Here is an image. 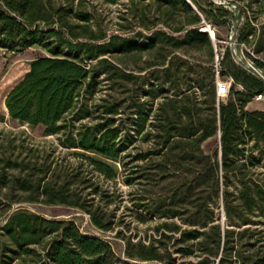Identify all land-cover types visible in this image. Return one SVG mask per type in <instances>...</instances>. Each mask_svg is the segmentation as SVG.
<instances>
[{"label":"trees","instance_id":"obj_1","mask_svg":"<svg viewBox=\"0 0 264 264\" xmlns=\"http://www.w3.org/2000/svg\"><path fill=\"white\" fill-rule=\"evenodd\" d=\"M190 1L197 11L186 0H124V13L150 33L146 42L130 44L121 34L95 25V8L86 0H0V47L19 52L37 45L48 53L33 58L6 94L8 116L31 128L42 126L45 134L81 159L58 173L56 164L37 165L36 156L29 157L27 167L21 168L28 170L25 176L11 180L27 194L24 201L75 207L107 232L114 230V221L91 198L102 191L93 173L115 181L114 163L130 156L126 151L138 136L142 142L152 140V146L135 156L145 163L130 168L128 184L170 171L183 173L169 185L167 203H149L146 198L136 203V209L158 219L150 233L130 237L116 231L127 260L107 239L82 233L74 221L49 220L17 209L0 225V264H264L263 244L241 243L244 237L251 240L264 233L255 227L264 225V180L253 173L261 160L248 154L253 147L264 152V111L246 110L256 95H264V79L239 64L230 47L221 52L216 33L214 44L202 30L204 20L219 25L233 13L212 0ZM244 1L251 7L253 0ZM127 28L119 25L121 31ZM253 32L247 18L237 42L248 43ZM72 51L80 60L67 54ZM215 55L219 74L231 78L225 100L216 93ZM247 56L264 75V60ZM128 59L137 67L129 69ZM101 73L111 84L140 80L123 101L132 124L116 123L123 103L108 94L93 105ZM181 75L186 89L176 83ZM157 82L169 84L171 91L160 92ZM217 135L218 146L206 151L204 142ZM21 163L14 160L11 168ZM3 174L4 169L1 179ZM231 184H236V194ZM218 197L225 224L215 208ZM253 212L257 220L247 217Z\"/></svg>","mask_w":264,"mask_h":264},{"label":"rangeland","instance_id":"obj_2","mask_svg":"<svg viewBox=\"0 0 264 264\" xmlns=\"http://www.w3.org/2000/svg\"><path fill=\"white\" fill-rule=\"evenodd\" d=\"M86 1L88 6H94L95 8L96 18L93 20L94 24L100 25L107 33H119L126 37L130 44H140L147 41L150 33L138 27L136 22L130 18V15L124 13L125 8L122 4L124 0H121L118 4H104L101 0ZM212 1L215 4H222L221 1H225L222 5L233 13V18L228 19L223 24L215 25L208 21H203L204 24L202 29H206L209 36L211 35L210 33H213L214 37L215 33L219 36V50L223 52L224 47H230L232 54L236 53L237 56H240L245 61H252L251 58L247 56V53L254 58L264 60V0H253V2H251V7L248 8L244 0H238L230 4H228L226 0ZM247 18L254 27V32L250 35L248 43H239L236 38ZM120 24L127 25L128 28L121 31L119 30ZM139 32H142L143 36H140ZM214 49L217 50L216 45ZM65 53L66 50L62 52V54ZM46 54H48L47 51L37 45L27 47L19 52H13L8 48L0 47V172L4 169L3 178H0V190L3 193L0 195V225L4 223L7 215L17 209L29 210L49 220H71L76 223L82 233L107 239L112 244L116 254L122 259L127 260L123 256V240L114 237L116 231H121V233L130 237L144 235L146 232L150 233L152 231L151 228L158 219L136 209V203L140 201V198L148 199L149 203H157L161 200H165L167 203L169 185L183 177V173L176 175L170 171L168 175H153L150 176L148 180L140 178L135 180L134 183L128 184L127 179L131 175L130 168L134 165L145 163V160H135V156L152 146V140L142 142L140 136H138L137 140L126 151L130 156H125L122 158L121 162L114 163L118 168V177L115 181L106 180L102 176L93 173V178L99 183L102 191H107L110 194L108 198L103 196L102 191L91 195L95 205L100 204L101 208L112 216L114 230L107 232L96 228L91 223L88 214L75 207L67 205H46L40 202L24 201L27 194L19 188L18 183L12 182L11 180L13 177L22 178L25 176L28 170H23L21 168L27 167L26 164L29 157L36 156L38 161L37 165L41 162H51L53 165L56 164L58 173L65 167L77 166L81 161L80 158L73 155V149L61 147L55 136L45 134L42 126L31 128L16 120H11L5 109L4 100L6 94L27 72L29 69V62L35 57ZM67 54L76 60H80L81 58L80 54L75 51L68 52ZM216 57L218 58V56L215 55L213 61L215 83L220 81L228 84L230 87L231 78L227 75L216 73V69L219 68V60L217 61ZM144 58L145 57H142V60L138 62L137 65H141ZM127 61L129 69L137 67L136 64H133L132 60L128 59ZM143 74L144 72L141 73V75ZM139 82L140 80L137 81L136 84H130L124 80H116V82L111 84V82L109 83V81L106 80L105 75L101 73L96 77V93L92 98V103L95 105L99 102L101 97L107 94L110 95L109 98L111 100H117V102L121 101L123 103L128 93L132 89L137 88L136 86ZM150 83H154V80H151ZM176 83L179 85V88L186 89L183 75H181L180 79L176 80ZM236 87L237 89H241L240 86ZM156 88L162 93L164 91H171L169 84L160 85L157 82ZM160 101L161 98L156 100L157 103ZM156 106L155 104V107ZM246 110L264 111V97L259 100L253 99L247 104ZM115 117L116 123H133L132 117L129 115V111L126 109L124 103L119 110V114ZM83 121L84 120L78 121L75 125L78 126ZM218 144L217 135L215 139L211 138L204 142L203 147L206 151L210 152L216 145L218 146ZM249 144L252 145V142ZM248 154L252 157L260 158L261 163L253 168V173L255 177L264 180V152L259 151L257 147H253ZM8 158L11 162L7 161ZM14 160H17L18 163L22 162L19 168H11ZM84 162L85 161H83V167H85ZM229 189L233 191L234 194L237 193L236 184H231ZM215 208L220 222L225 224L221 197L216 199ZM247 217L253 220L258 219L255 212L247 214ZM255 227L258 230H264V225H257ZM255 239L260 240L256 241ZM241 243L242 245H246L247 243L255 244L256 246L259 244L264 245V233H257L251 240L244 237ZM244 253L247 254V250H245ZM16 261L17 260H13L12 264ZM137 264L162 263L156 261H138Z\"/></svg>","mask_w":264,"mask_h":264},{"label":"built area","instance_id":"obj_3","mask_svg":"<svg viewBox=\"0 0 264 264\" xmlns=\"http://www.w3.org/2000/svg\"><path fill=\"white\" fill-rule=\"evenodd\" d=\"M221 3L224 4L225 1H221ZM233 56L236 59V61L239 64H241L247 71H249L250 73H252L254 75L260 76V77H262V79H264V75L262 73V70L257 68L254 65L253 61H245L240 56H237L236 53H234ZM216 59L218 61L217 57H216ZM216 73L219 74V68L216 69ZM228 91H229V85L228 84L222 83L220 81L216 82V93L220 99H221V97H226ZM263 97H264V95L259 94V95H256L254 97V99L259 100Z\"/></svg>","mask_w":264,"mask_h":264},{"label":"water","instance_id":"obj_4","mask_svg":"<svg viewBox=\"0 0 264 264\" xmlns=\"http://www.w3.org/2000/svg\"><path fill=\"white\" fill-rule=\"evenodd\" d=\"M186 2L189 4V6H190L192 9H194L195 11H197L196 8H195V6L192 4V2H191L190 0H186ZM202 30H204V31L207 32L206 29H202ZM210 34H211V35H210V38H211V40L213 41V43L215 44V37H214V34H213V33H210ZM225 98H226V97H221V100H225Z\"/></svg>","mask_w":264,"mask_h":264},{"label":"bare ground","instance_id":"obj_5","mask_svg":"<svg viewBox=\"0 0 264 264\" xmlns=\"http://www.w3.org/2000/svg\"><path fill=\"white\" fill-rule=\"evenodd\" d=\"M5 109H6V107H5ZM7 111V110H6Z\"/></svg>","mask_w":264,"mask_h":264}]
</instances>
